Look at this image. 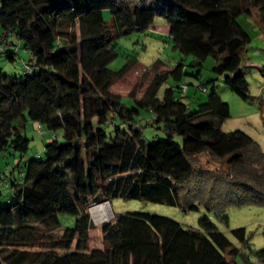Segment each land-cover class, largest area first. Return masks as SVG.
<instances>
[{"label":"trees","instance_id":"trees-1","mask_svg":"<svg viewBox=\"0 0 264 264\" xmlns=\"http://www.w3.org/2000/svg\"><path fill=\"white\" fill-rule=\"evenodd\" d=\"M254 9L264 23V0H0V47L12 34L31 54L20 74L0 67V153L28 150L29 120L63 131L46 144L44 157L25 160L20 176L15 167L21 163L6 171L11 193L0 200V264L255 263L243 251L251 248L246 227L232 230L237 244L207 214L194 228L151 212L115 213L100 226L103 247L90 245V208L115 197L184 209L202 204L209 211L264 204V151L247 132L222 129L231 109L219 94L218 77L208 79V99L192 109L178 94L185 85L179 61L155 75L142 97L132 91L129 105L112 88L137 59L109 67L119 55L117 37L146 31L159 15L169 24L174 48L192 56L195 76L212 57V70L249 98L242 63L252 37L239 17ZM5 47L9 58L19 54ZM169 74L176 83L159 97ZM142 108L165 138H146ZM205 153L221 165L211 167ZM62 212L77 216L70 242L59 230ZM73 239L75 250L69 251ZM256 255L264 262V248Z\"/></svg>","mask_w":264,"mask_h":264},{"label":"rangeland","instance_id":"rangeland-1","mask_svg":"<svg viewBox=\"0 0 264 264\" xmlns=\"http://www.w3.org/2000/svg\"><path fill=\"white\" fill-rule=\"evenodd\" d=\"M106 18L110 17V10H105ZM240 23L250 33L252 39L245 52L242 69L249 80L251 97L243 98L234 92L224 80V75H217L212 67L214 59L208 57L200 77L193 74L195 70L190 62L191 55H184L174 48L172 40L169 37V24L165 17L157 15L146 31H134L128 34H121L117 37V49L119 55L110 62L109 67L112 69L121 68L130 59L136 58L130 70L113 85L112 90L115 94L121 96V99L129 105H134L132 91H135L137 97H142L147 87L157 74H164L174 67L179 61L185 63V73L182 77L184 89L178 92L182 94L184 100L190 103L192 109L198 107L200 102L206 101L209 97L208 79L218 77L219 94L223 100L230 104L231 114L222 123L224 131L241 129L251 135L264 151V23L261 20L258 9H254L250 15H241ZM3 29L0 27V35ZM9 42H3L0 47V67L7 73L20 74L23 72L24 60H29L30 52L24 48L23 42L15 35L7 36ZM2 42V41H1ZM0 42V43H1ZM17 48L19 54L15 59L8 56L6 47ZM201 82L204 83L201 85ZM176 80L172 74H169L160 85L158 96L163 97L165 89L174 85ZM206 84L207 89L204 88ZM140 120L143 125L145 136L152 140L155 136L165 138L163 128L151 124V113L148 109L142 108ZM40 122L29 120L25 127V134L30 138V147L25 153L13 151L11 149L0 153V200H7L11 193V187L7 185V172L21 163V168L15 167V174L21 175L25 171V160L33 155L41 154L45 156V146L50 143L55 134L60 138L63 136L61 129L54 131L46 128L44 133L38 130ZM175 139L182 141L181 135H176ZM203 161L209 162L211 167L220 166L221 162L208 154L202 155ZM6 173V174H5ZM4 178V179H2ZM108 204L111 216L103 221H96L92 209L98 205ZM198 205V204H197ZM222 211H209L205 205H198V208L184 209L179 205L155 202L143 199H129L123 197L112 198L111 201H103L92 205L90 208L91 216L95 228L90 231V245L94 248L103 247L101 240L100 226L104 221L114 218L115 213L124 212H151L160 215L169 216L179 221L185 227H200V218L209 215L216 223L217 227L225 232L235 243L239 240L233 233V229L239 226H245L251 237V248H244V254L254 264H264L263 261L257 260L256 252L264 248V204L245 202L242 204H228ZM61 220L60 233H66V239L70 242V228L74 230L77 216L68 212L59 214ZM76 240L73 239L69 251H74ZM240 264L245 262L240 258ZM235 264V263H233Z\"/></svg>","mask_w":264,"mask_h":264},{"label":"bare ground","instance_id":"bare-ground-1","mask_svg":"<svg viewBox=\"0 0 264 264\" xmlns=\"http://www.w3.org/2000/svg\"><path fill=\"white\" fill-rule=\"evenodd\" d=\"M92 213L96 218V221L100 222L111 216L110 208L108 204L98 205L92 209Z\"/></svg>","mask_w":264,"mask_h":264},{"label":"built area","instance_id":"built-area-1","mask_svg":"<svg viewBox=\"0 0 264 264\" xmlns=\"http://www.w3.org/2000/svg\"><path fill=\"white\" fill-rule=\"evenodd\" d=\"M25 68L28 69L29 67L27 65H25ZM38 130L41 132V133H44L45 132V129L43 127V125L40 123L39 124V127H38Z\"/></svg>","mask_w":264,"mask_h":264}]
</instances>
